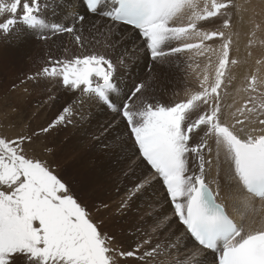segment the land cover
Here are the masks:
<instances>
[{
	"label": "snow or ice",
	"instance_id": "snow-or-ice-1",
	"mask_svg": "<svg viewBox=\"0 0 264 264\" xmlns=\"http://www.w3.org/2000/svg\"><path fill=\"white\" fill-rule=\"evenodd\" d=\"M90 14H99L114 22L133 26L144 38L153 60L176 56L185 50L204 49V41L224 36L219 31H204L198 23L226 15L231 0H81ZM51 5L45 0H0V35H8L18 22L30 28L51 29L53 33H74L72 24L47 23L40 13ZM75 20L84 17L75 14ZM186 19V23L182 21ZM224 20V27L228 26ZM193 36L200 43L185 42ZM75 39L80 42V35ZM178 42L177 46H171ZM229 43L222 45L215 81L192 92L187 99L172 104L151 103L137 97L146 87L137 84L119 107L113 100L118 92L116 65L105 55L91 53L72 59L49 58L42 74L59 78L60 85L79 95L62 106L48 127L71 123L73 105L81 98H95L120 116L128 126L139 156L154 170L166 189L174 215L191 238L203 249L214 254L213 264H264V227L254 228L250 219L258 211L251 198L264 201V128L245 131L243 125L264 126V92L253 75L247 86L250 91L245 105L237 112L230 126L221 120L219 92L226 65L229 63ZM235 64L236 61L232 60ZM37 75H40L38 73ZM264 84V81H260ZM133 98L140 101L137 105ZM237 125H241L237 128ZM214 137L216 155L223 150L229 163L227 177L234 184L239 200L242 223L237 224L224 204L217 202L219 190L213 191L206 182V138ZM30 137L13 140L0 137V264H119V259L145 260L154 257L160 244L151 246L146 236L131 250L121 251L114 237L100 230L81 203L70 193L50 167L40 159L29 158L23 144ZM149 179L138 184L129 198L140 191ZM219 188V185H218ZM124 205L122 204L121 207ZM155 230V229H154ZM150 247L138 255L144 245ZM199 252L183 264H203ZM181 264V262H174Z\"/></svg>",
	"mask_w": 264,
	"mask_h": 264
},
{
	"label": "bare ground",
	"instance_id": "bare-ground-1",
	"mask_svg": "<svg viewBox=\"0 0 264 264\" xmlns=\"http://www.w3.org/2000/svg\"><path fill=\"white\" fill-rule=\"evenodd\" d=\"M45 3L51 6L40 15L47 23L72 24L76 27V32L53 33L51 29H31L18 22L11 34L0 35L1 137L10 140L21 136L30 137V140L24 142L23 148L35 153V158L46 163L69 188L70 181H66L57 168L61 158L63 164L70 165L68 168L72 174L90 175L92 187L110 184L115 190L118 189V194L126 192L122 200L117 197L109 199L108 206L103 209L99 207L108 225H114L113 230L115 227L120 232L129 229L121 251H127L138 241L145 239L151 229V237L155 238L154 242L151 239V246L160 244L161 249L154 257L143 261L122 258L119 259V264H174L177 261L183 264L186 260L193 259L194 252H199V257L195 259L202 260L203 264H213V254L196 246L183 227L178 225L162 180L153 171L151 173L137 157V146L128 126L114 111H109L95 98L83 97L73 105L71 123L57 125L48 132L41 131L48 127L62 106L79 95L63 88L59 78L44 76L42 69L48 66L49 58L72 59L75 56L99 53L116 65L118 92L113 94V100L117 107L127 99L137 83L146 85L137 97L142 96L148 102L167 105L185 100L192 92L200 91L205 76L208 77L206 84L214 83L222 45L230 39L229 63L218 92L221 120L231 126L239 115L237 109L243 108L249 98L250 91L246 89L253 75L258 78L259 90L264 92V84H260V81H264V0H231L229 7L222 10L226 15L210 18L197 25L204 31L223 32V37L216 36L210 41H204V49H192L163 60L149 59L144 41L139 39L137 32L127 27L89 14H84V20L77 22L74 17L77 13L81 15L80 0H45ZM5 18H10V14L5 13L0 17ZM225 19L229 22L227 27L223 26ZM182 22L187 21L184 19ZM41 35L46 36L45 40L39 38ZM76 35H80V42L75 39ZM185 42L199 43L200 40L193 36ZM177 43L174 42L171 46H177ZM232 60L236 63H231ZM181 69L183 73L188 72L193 76L181 75ZM183 84L190 85L193 89L178 92ZM133 102L137 105L140 103L136 98H133ZM243 127L245 131L258 129L252 135L262 134L259 129L264 128L247 122ZM206 139L212 152L205 150L204 155L212 163L210 166L206 165L205 179L216 191L219 190L221 201L240 224L242 221L237 210L239 200L236 189L234 184L230 186L227 179L229 163L224 158L223 150L217 158L215 138ZM62 141L63 146L60 145ZM27 149L26 155L33 158V154L28 153ZM57 156L61 158L56 160ZM145 178L150 182L131 196L130 202L127 201L130 192L143 183ZM96 182L98 184L93 185ZM77 197L81 202L82 196ZM250 199L258 211L254 217L246 218L243 224L247 228L250 219L254 218L252 227H264V201ZM133 209L140 211L142 221L126 227L125 223L120 222ZM86 210L98 224L99 218H95V212L87 207ZM117 233L122 234L119 231ZM117 240L116 243L119 241ZM149 247L150 245H144L138 254L142 255Z\"/></svg>",
	"mask_w": 264,
	"mask_h": 264
},
{
	"label": "rangeland",
	"instance_id": "rangeland-1",
	"mask_svg": "<svg viewBox=\"0 0 264 264\" xmlns=\"http://www.w3.org/2000/svg\"><path fill=\"white\" fill-rule=\"evenodd\" d=\"M82 14V13H81ZM100 19H103V18H100ZM202 22V21H201ZM31 29H33V28H31ZM45 30V29H44ZM49 30V29H48ZM37 37H39V36H37ZM50 37H52V35H50ZM39 38H41L42 40H45V38H46V36L44 37V36H40ZM139 39H140V35H139ZM213 39V38H212ZM142 40V39H141ZM210 41V40H209ZM200 43V42H199ZM185 58V57H184ZM187 58V57H186ZM185 58V59H186ZM60 59H62V58H60ZM146 68V67H145ZM145 68H144V70H145ZM186 69V68H185ZM19 70V69H18ZM146 72H149V71H147V70H145ZM180 72H182L181 73V75H185V76H193V74H191V73H188V72H184L183 73V70L181 69V71ZM184 77V76H183ZM155 79V78H154ZM155 81V80H154ZM137 84H140V83H137ZM5 85V84H4ZM185 85V86H184ZM262 85H260L259 87L260 88H262L261 87ZM189 87V88H188ZM191 87H190V85L189 86H187L186 84H183L182 86H181V88L180 89H178L177 91L178 92H182L183 91V89H185V91L187 90V89H190ZM191 89H193V87L191 88ZM175 93H177V92H175ZM174 93V94H175ZM142 96H140V98H141ZM263 117V116H262ZM262 117H260V118H262ZM237 118H239V119H243V117L240 115V113H239V115L237 116ZM259 125V124H258ZM261 126V125H260ZM238 127H241V125H237V128ZM262 127H264V126H262ZM65 129V128H64ZM128 130H129V128H128ZM130 131V130H129ZM73 133V131L71 132V133H69L67 136L69 137L71 134ZM2 135L0 134V137H1ZM61 136V135H60ZM6 138V137H5ZM60 138H63L62 136L60 137ZM7 139V138H6ZM8 140H10V139H8ZM64 140V139H63ZM61 146H63V141H62V143L60 144ZM24 149H27V148H24ZM28 150V153H32V151L31 150H29V149H27ZM136 151L138 152V149L136 148ZM33 154V158L34 159H36L35 157H37L36 156V154L35 153H32ZM135 156H137V154L135 155ZM28 157V156H27ZM138 158H140L142 161H143V159L139 156V153H138V156H137ZM29 158H31V157H29ZM61 158V156H57V157H55V159L56 160H58V159H60ZM61 162V163H60ZM60 162L57 164V168L60 170V172H61V174H62V177L66 180V181H70L69 182V184H70V192H71V194L78 200V202L79 203H81L82 204V206H84L85 208L87 207V208H89V209H91L92 211H94L95 212V215H96V217L95 218H99L98 219V221H99V223L98 224H101L100 225V228H102L101 229V231L103 232V233H106V234H108L109 236H111V237H114V239H115V244L116 245H114V246H119L120 245V250L122 249V243L124 242V239H125V242H126V240H127V233H126V231H129V229L128 228H126V231L124 230V231H122V232H120L121 230H119V228L118 227H115L114 228V230H113V227H114V225L113 226H110V225H108V223L106 222V220H105V218L102 216V214H101V212H100V210H99V207L101 206V209H103V207H105V206H108L109 204L108 203H110L109 202V199H113V198H118L119 200H122V198L124 197V194H126V192L125 193H119L118 194V189H116L115 190V188L113 187V186H111L110 184H107V186L104 184V185H95V184H98V182H96V183H94L93 185H95V186H93L92 187V180H91V176L90 175H87V174H82L81 176H78V175H75V174H72L70 171V169L68 168L70 165H67V164H63V159L61 158L60 159ZM144 162V161H143ZM61 164V165H60ZM144 164H145V162H144ZM67 165V166H66ZM146 165V164H145ZM67 167V169H66V167ZM148 168V167H147ZM149 169V168H148ZM149 171H151L150 169H149ZM151 173H152V171H151ZM61 174H60V176H61ZM75 179V180H74ZM74 181H76V182H74ZM77 189V190H76ZM121 192V191H120ZM75 193V194H74ZM77 195L79 196H82V199H81V202H80V200H79V198L77 197ZM128 199H127V201H129L130 202V199H129V197H127ZM98 212V213H97ZM115 214H116V212H115ZM118 215V214H117ZM123 215H125V213L123 214ZM102 217V219H100ZM141 216H140V211L139 210H137V209H133L131 212H130V210H129V212L126 214V216H125V219H124V221H121L120 223H125V225H126V227H128L129 225H137V224H139L140 222L139 221H142V218H140ZM104 218V219H103ZM176 219V218H175ZM105 222H104V221ZM177 221V220H176ZM103 222H104V224H103ZM258 222V221H257ZM178 223V222H177ZM178 225H180L179 223H178ZM118 230H117V229ZM106 229V230H105ZM107 229H109V230H107ZM116 229V230H115ZM132 228H130V230H131ZM105 230V231H104ZM113 231H115V232H113ZM119 231V233H122V234H118L117 232ZM109 232V233H108ZM152 229L150 230V231H148L147 232V236L150 238V239H152L153 240V242H154V239L152 238L153 236H152ZM114 233V234H113ZM115 233H116V235L117 236H115ZM124 233V234H123ZM148 233H150V235L148 234ZM114 235V236H113ZM124 235H125V238H124ZM122 236V237H121ZM152 236V237H151ZM119 238V239H118ZM120 241V239H121V241L119 242L118 240ZM116 240L118 241L117 243H116ZM135 245V244H134ZM128 250H131V248L130 249H128ZM127 250V251H128ZM139 255V254H138ZM132 257H129L128 259H131ZM131 260H136V258H132Z\"/></svg>",
	"mask_w": 264,
	"mask_h": 264
}]
</instances>
